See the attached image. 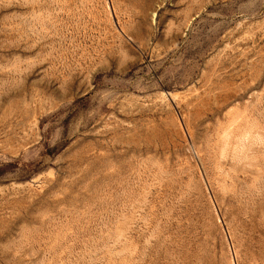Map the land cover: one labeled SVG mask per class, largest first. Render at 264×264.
Masks as SVG:
<instances>
[{"label":"rangeland","instance_id":"rangeland-1","mask_svg":"<svg viewBox=\"0 0 264 264\" xmlns=\"http://www.w3.org/2000/svg\"><path fill=\"white\" fill-rule=\"evenodd\" d=\"M0 264H264V0H0Z\"/></svg>","mask_w":264,"mask_h":264}]
</instances>
